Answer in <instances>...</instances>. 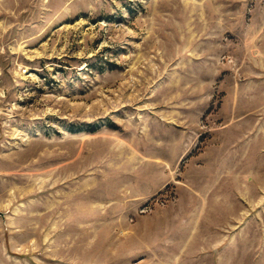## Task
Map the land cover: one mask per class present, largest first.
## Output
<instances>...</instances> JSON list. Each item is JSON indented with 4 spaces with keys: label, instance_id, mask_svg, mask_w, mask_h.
Wrapping results in <instances>:
<instances>
[{
    "label": "rangeland",
    "instance_id": "obj_1",
    "mask_svg": "<svg viewBox=\"0 0 264 264\" xmlns=\"http://www.w3.org/2000/svg\"><path fill=\"white\" fill-rule=\"evenodd\" d=\"M0 264H264V0H0Z\"/></svg>",
    "mask_w": 264,
    "mask_h": 264
},
{
    "label": "water",
    "instance_id": "obj_2",
    "mask_svg": "<svg viewBox=\"0 0 264 264\" xmlns=\"http://www.w3.org/2000/svg\"><path fill=\"white\" fill-rule=\"evenodd\" d=\"M0 215H1V213H0Z\"/></svg>",
    "mask_w": 264,
    "mask_h": 264
}]
</instances>
